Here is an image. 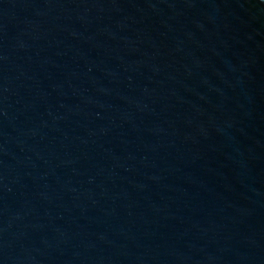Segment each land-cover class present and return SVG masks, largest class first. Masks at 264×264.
Instances as JSON below:
<instances>
[{"label":"water","instance_id":"obj_1","mask_svg":"<svg viewBox=\"0 0 264 264\" xmlns=\"http://www.w3.org/2000/svg\"><path fill=\"white\" fill-rule=\"evenodd\" d=\"M0 264H264V0H0Z\"/></svg>","mask_w":264,"mask_h":264}]
</instances>
